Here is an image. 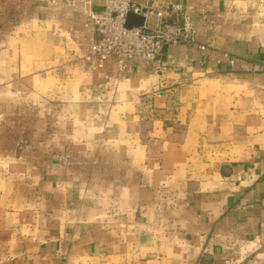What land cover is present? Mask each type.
Listing matches in <instances>:
<instances>
[{"label": "crops", "instance_id": "1", "mask_svg": "<svg viewBox=\"0 0 264 264\" xmlns=\"http://www.w3.org/2000/svg\"><path fill=\"white\" fill-rule=\"evenodd\" d=\"M103 1L0 0V264H264V0H133L195 34L123 74Z\"/></svg>", "mask_w": 264, "mask_h": 264}, {"label": "built area", "instance_id": "2", "mask_svg": "<svg viewBox=\"0 0 264 264\" xmlns=\"http://www.w3.org/2000/svg\"><path fill=\"white\" fill-rule=\"evenodd\" d=\"M52 2L69 4L70 0ZM130 13L142 16L143 25L128 27ZM203 20L206 21L205 16ZM87 24L93 39L83 61L89 64L95 62L98 67H103L114 60L120 74L136 58L154 68L164 67L163 46L190 44L195 34L188 12L178 3L158 5L133 0H104L101 11L87 14ZM224 57L233 65L234 60L228 54Z\"/></svg>", "mask_w": 264, "mask_h": 264}, {"label": "water", "instance_id": "3", "mask_svg": "<svg viewBox=\"0 0 264 264\" xmlns=\"http://www.w3.org/2000/svg\"><path fill=\"white\" fill-rule=\"evenodd\" d=\"M144 23V18L142 16L139 15H134L132 13H130L127 17V26L131 27V26H142Z\"/></svg>", "mask_w": 264, "mask_h": 264}, {"label": "rangeland", "instance_id": "4", "mask_svg": "<svg viewBox=\"0 0 264 264\" xmlns=\"http://www.w3.org/2000/svg\"><path fill=\"white\" fill-rule=\"evenodd\" d=\"M153 24H155L154 22H153ZM156 25V24H155Z\"/></svg>", "mask_w": 264, "mask_h": 264}]
</instances>
